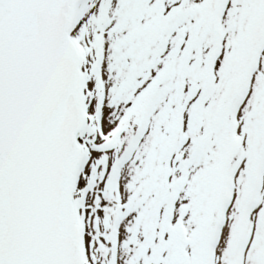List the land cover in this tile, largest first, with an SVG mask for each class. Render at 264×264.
<instances>
[{
    "label": "bare ground",
    "instance_id": "obj_1",
    "mask_svg": "<svg viewBox=\"0 0 264 264\" xmlns=\"http://www.w3.org/2000/svg\"><path fill=\"white\" fill-rule=\"evenodd\" d=\"M92 1L94 2L93 9L97 8L96 3H100L99 12L95 18L92 17L87 21L94 28L98 27L97 30L103 29L96 37L98 39L96 51L99 59L97 70L100 81L97 83L99 89L98 99L95 96H90V83L86 82L85 79L83 81L82 91L85 112L83 132L87 131L89 135H94L97 131L106 128L100 135L103 138L105 136L108 138L117 126V123H115L106 127L109 122L107 118V112L109 111L108 108H105L108 101L106 92L112 86L113 90H118V86L110 80L111 76L109 74L112 62H116L115 57L111 60V55H109L110 48H112V39L126 47L124 59L127 62L134 56L136 58L137 49L144 53L141 57V64L146 65V70L143 78L139 81L141 86L146 84L158 72L165 77L161 85L162 88H175L178 82L182 84L180 89L182 107L177 117V124L173 125V113L169 109L174 106H165L170 96L163 93L164 90L157 97L154 96L139 124L120 134L118 146L115 149L105 148V143H100L98 137L94 138L97 146L106 150L101 157L103 162H97L96 172L94 173L96 181L99 177L102 178L105 173L108 174L106 205L101 200L100 186L94 180H92L94 188L91 197L95 208H80L74 197L76 185L73 192L80 230L83 264H91L94 256L103 253L104 250L108 252V263L110 264H113V260L117 264H128L129 262L137 264L139 258L135 253L137 245L142 244L145 234L151 236L153 232L157 231L159 204L150 205L154 202V197L150 195L149 190L152 185H155L154 178L163 181L162 176L165 173L171 174V179L175 182L172 220L175 217L182 218L185 224V233L188 236L197 227L201 215V211L198 209L202 203L199 192L205 186L204 179L208 166L213 164L215 158V143L211 138L209 143L201 148H196L192 144L194 114L191 108L194 100H192V94L189 91H192L193 86H198L199 80H191L193 79L192 75L197 70L193 73L186 69L194 65L197 59L204 58V54L211 46V41L215 39V36H218L221 41L218 45L217 61L213 69L214 74H218L217 64H220L221 58L227 54L224 42L231 35L234 39L233 45L237 44L251 0H225L218 13L215 30L209 22V17L217 0H166V11L173 5L177 6L179 1L181 12L173 20V25L167 30L161 45L155 49L148 42L143 44L144 48H139V42L144 38L141 33H137L135 36L132 34L128 37L122 33V29L117 36L112 32L118 25H123L124 29L129 26L136 31L141 26L145 29L149 19L154 21V0L137 1V5L141 7V10L145 8L138 24H132V18L124 15L118 16L121 0ZM85 2L86 0H81L74 4L75 21L70 32L71 38L79 49L80 45L73 34L78 21L81 20L79 9ZM93 9H89L88 15L92 13ZM135 12L136 10L133 12V17ZM95 20L97 22L93 24ZM132 39L134 40L131 41ZM180 72L185 74L181 75ZM194 75L196 78L201 77L200 74ZM216 79L217 81L220 80L218 76H216ZM184 80H186V83ZM110 82L112 85H110ZM167 97L169 98L167 99ZM96 101L98 102L97 109L92 111ZM92 112H96L93 123L89 122V115ZM201 118H203V115ZM229 124L239 138L240 148L244 151L248 148L251 149L253 145L252 142H249L250 132L260 129L258 136H264V43L261 53L254 63L246 88L229 117ZM171 143L174 145L169 147ZM247 143H249V146L246 148ZM262 145L263 138H259L256 150L260 149ZM94 157L97 158V156ZM93 159L92 156L89 157V161ZM247 167L244 158L235 161L229 179V199L226 202V208L228 209L231 207L233 199L235 200L237 194L244 187L246 182L244 171ZM86 168L83 156L76 176L77 182L80 172L85 173ZM86 209L89 210L87 217L84 211ZM108 211L110 212L108 216L109 224L112 225L108 231L109 234L111 233L109 242L105 245V243L102 244L97 240V230L102 231L101 217H103L102 214ZM229 218L230 215L228 216L227 210L222 216L223 227L219 229L215 242L211 247L210 264H223L225 262V259L223 260L226 248L225 241L231 229ZM94 220L95 224L88 234L87 225L89 226ZM126 223L128 225L125 228ZM252 235L255 238L246 251ZM237 253L239 254L238 264H260L254 263L251 257L253 255L256 258L264 257V155L260 161L251 198V208L246 217L242 242Z\"/></svg>",
    "mask_w": 264,
    "mask_h": 264
},
{
    "label": "water",
    "instance_id": "obj_2",
    "mask_svg": "<svg viewBox=\"0 0 264 264\" xmlns=\"http://www.w3.org/2000/svg\"><path fill=\"white\" fill-rule=\"evenodd\" d=\"M68 1L0 0V264H79L66 253L81 118Z\"/></svg>",
    "mask_w": 264,
    "mask_h": 264
},
{
    "label": "rangeland",
    "instance_id": "obj_3",
    "mask_svg": "<svg viewBox=\"0 0 264 264\" xmlns=\"http://www.w3.org/2000/svg\"><path fill=\"white\" fill-rule=\"evenodd\" d=\"M137 1L139 0H121V7L118 10V16H126L129 18H132V24H138L140 23V18L142 15V11L145 10L137 5ZM155 1V0H154ZM158 1V0H157ZM221 0H217L215 7L212 9V14L209 17V22L214 26L215 30V19L217 18V5H219V2ZM254 4L256 0H251ZM259 1V0H257ZM179 3V1H178ZM99 4L96 3L95 6L97 8L93 9L94 2L92 0H86V2L80 7L79 14L81 17V20L78 21L76 28L74 30V37L76 40L80 43L82 42V54H84L87 59L82 62L83 65V72H84V79L86 82L90 83V96H95V98L98 99L99 89L97 88V83L100 81V76L97 75V69H96V62H97V49L96 46L98 44V39H96L97 34H99L102 30H97V28H94L91 26L88 19L97 16L99 12ZM258 2L256 3V5ZM94 6V7H95ZM159 6V2L157 4V7ZM181 6V5H180ZM180 6L169 8V13L167 14V19H165L163 16H161V11L156 14L159 16V20L155 23H152L150 19L148 20L147 26L144 29L142 26L140 28H137L136 30H133L131 27L128 26L127 29L123 28V25H118L114 28L112 31L113 34L117 36L121 32L126 36L134 35L137 33H141V35L144 37L140 40V47L142 48L143 44L148 42L152 45V47L155 49L157 48V45L161 41V37H159V33L164 30H168L169 27L173 25V20L178 16V13L181 10ZM134 8V9H132ZM92 10V13L88 15V11ZM130 9H132L130 11ZM154 9V8H153ZM159 7L156 9L158 10ZM136 10L135 15L133 17V12ZM160 14V15H159ZM130 15V16H129ZM170 15V16H169ZM155 18V15L153 14V19ZM147 20V19H145ZM97 20L93 22L96 23ZM233 28V27H232ZM161 30V31H159ZM216 32V31H215ZM229 38V37H228ZM226 39L224 42V45H226L227 52L231 47V44L233 43L232 38ZM132 39L131 41H133ZM139 41V40H138ZM137 41V42H138ZM217 36H215V39L211 41V46L206 54H204V61L197 59L194 65L186 69L190 72H195L194 74H201L200 77L196 78L195 75H192L191 80H199L198 86H193L192 91H189V93L192 94L191 98L193 101V105L191 108V111L194 114L192 123V135H193V141L192 144L195 145L196 143L200 142V139L204 142L203 138L207 133H209L208 140L210 141L211 138L213 139L215 143V158L213 160V164L208 166V170L206 173V177L204 179L205 186L201 188L199 192V197L202 200V203L200 204L199 209L201 210V216L198 220V228L197 230H194V232L187 238L183 239L180 238L181 241L186 242L185 249L187 250V253H183L182 261H179L176 258V252L179 248V242L176 244L174 243L175 240H173V236L171 234V230L168 227L167 220L169 217V206L170 202L173 196V186L175 182L171 179L170 173H165L163 177V181H160L159 178H154L153 181L155 182V185H152L150 187V195L154 197V202L150 203L151 206L154 204H159V216H158V223H157V229L159 230L158 233L153 232L151 236H148V234L144 235V238L142 240V249L140 248V251L137 253L139 254V258L137 259V264H203L204 258H200V249L197 246V243L195 242V239L197 237V231L200 228V225L204 219L207 218L208 215V206L210 205V202H208V198L211 191V186L213 183V172L216 168V166L220 163L221 168L219 169L218 173L220 174H227L229 173L230 169L232 168L234 164V160L238 157L244 158L245 155L249 164L252 165V163L255 161H259V154L256 153L254 155V151L256 148V143L259 138L262 139L261 136H258L260 129H257L255 131L250 132L251 140H256V142L252 145L251 149L242 150L240 148V143L238 147V141L235 140L232 136V129L229 124V117L232 114V112L228 113L226 119L220 124L218 127H214L212 120L214 119L215 111H216V105L218 104V101L220 99V90L222 88L218 87L216 89V94L214 97L209 100L210 97L213 96L211 93L213 92V87L211 86V82L209 78H211L210 75H208L206 69H210V66L213 65V61L216 58V49L218 47ZM147 44V43H146ZM181 46V45H180ZM110 50L111 52L109 55H111V60L115 57L116 62H112V67L109 68V74L111 76L110 80L114 81V83L118 86V90H113L112 88H108L106 94H108V101L106 109L108 108L107 112V118H108V124L106 127L112 125V124H119V130L115 132V135H118L120 131L126 130L131 128L133 123L135 121H138L141 118V112L143 111V108L149 105V102L151 101L152 97L155 94H160L164 90L168 94L169 101L166 102L165 106L168 107L170 105L174 107H170L169 109L172 110V119L174 120L173 125L177 124V114H179L180 108L182 107V99L180 98V89L182 88V84L178 82L175 88H169L166 89L162 88L159 89V87L163 84V81L165 80L164 76L162 78L156 80L154 82V86H152V91L148 98L146 96L144 98H140L141 94L143 93L144 89L141 90L139 83L140 79L143 78L145 74V66L141 64V57L144 53H141L139 49H137L136 58L135 56L130 59L129 62L125 61L124 55L126 53V47L123 46L120 42H117L112 39ZM149 53V52H147ZM84 56V57H85ZM224 58V57H223ZM225 62V61H224ZM224 62L219 64L220 68L218 67V76L220 77V82L222 80L226 79V73H228L226 68L224 67ZM204 66V70L202 68ZM180 71H183L182 69H179ZM159 74V72L157 73ZM156 74V75H157ZM185 73L182 72V75ZM155 76V75H154ZM232 77V75L229 73L228 79ZM85 82V84H86ZM186 83V80H184ZM139 84V85H138ZM220 84V83H219ZM110 85L111 82H110ZM159 85V86H158ZM224 87V86H223ZM87 94V93H86ZM140 99H142L140 101ZM209 101V102H208ZM208 102V103H207ZM205 109V111H204ZM92 111H95V105H93ZM204 111V112H203ZM120 114V117H119ZM203 115V118L201 116ZM96 117V113L92 112L89 115V122H94L93 120ZM116 118V120H115ZM138 124V122H136ZM106 128L101 129L100 131H97L94 135L86 134H80L78 136V141L80 144L83 145L84 149L86 150V161L84 165L87 166L85 173L80 172L79 179H78V185H77V191H78V197L80 200H85L87 191L92 192L93 191V185L92 180L96 182L97 185L100 186V196L103 204H107V178L108 174L105 173L102 178L99 177V179L96 181V176L94 173L96 172V165L97 162L102 161L103 158L102 154L105 152V150L100 149L98 147L94 148V142L93 139L96 137H99V134L104 132ZM264 130V127H263ZM115 137V136H114ZM95 141V140H94ZM114 144V143H112ZM249 143H247L246 148L249 146ZM173 146V143L169 145V147ZM236 147H238V150L245 152L242 154V152H237ZM236 149V150H235ZM254 149V150H253ZM257 152V151H256ZM254 153V154H253ZM258 155V156H257ZM92 156L94 158L93 160L89 161V157ZM94 156H97L95 158ZM256 157V158H255ZM261 159V158H260ZM96 161V162H95ZM221 193L223 192L222 189L219 190ZM89 202V200H88ZM246 203V197L243 199H240L236 202L235 209L231 212V217L234 220L232 221V227L234 225V222L237 221V216L241 209L244 208ZM91 205L93 206V202L91 200ZM86 207L85 205H83ZM209 208L210 213V228L213 229L215 226L219 210L214 208ZM97 210V209H96ZM85 214L88 215L89 210H84ZM110 212H106L105 214H102L103 217H101V230H97V240H99L100 243H106L109 239V227L111 226L109 224V218ZM236 215V216H235ZM95 220L89 224L88 234L90 232V229L92 226H94ZM128 223L125 224V228L127 227ZM151 226V225H149ZM159 226V227H158ZM180 228L177 225L175 230L178 231ZM181 231V229H180ZM182 232V231H181ZM87 234V235H88ZM169 236V238H167ZM170 241H174L170 244ZM136 251V250H135ZM231 255L229 256V252L226 253V256L228 258L227 264L231 263V258L233 257V254H235V250H232ZM107 252L104 251L101 254H96L94 256V260L91 264H106L107 262Z\"/></svg>",
    "mask_w": 264,
    "mask_h": 264
}]
</instances>
